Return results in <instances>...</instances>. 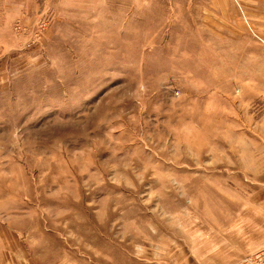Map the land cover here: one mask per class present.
Returning a JSON list of instances; mask_svg holds the SVG:
<instances>
[{
	"label": "rangeland",
	"instance_id": "rangeland-1",
	"mask_svg": "<svg viewBox=\"0 0 264 264\" xmlns=\"http://www.w3.org/2000/svg\"><path fill=\"white\" fill-rule=\"evenodd\" d=\"M263 225L264 0H0V264H264Z\"/></svg>",
	"mask_w": 264,
	"mask_h": 264
},
{
	"label": "built area",
	"instance_id": "built-area-1",
	"mask_svg": "<svg viewBox=\"0 0 264 264\" xmlns=\"http://www.w3.org/2000/svg\"><path fill=\"white\" fill-rule=\"evenodd\" d=\"M259 260H264V250L261 252V254L256 255Z\"/></svg>",
	"mask_w": 264,
	"mask_h": 264
},
{
	"label": "crops",
	"instance_id": "crops-1",
	"mask_svg": "<svg viewBox=\"0 0 264 264\" xmlns=\"http://www.w3.org/2000/svg\"><path fill=\"white\" fill-rule=\"evenodd\" d=\"M264 226V225H263ZM234 256H236V260L235 261H239L241 256L240 255H237V254H234Z\"/></svg>",
	"mask_w": 264,
	"mask_h": 264
}]
</instances>
